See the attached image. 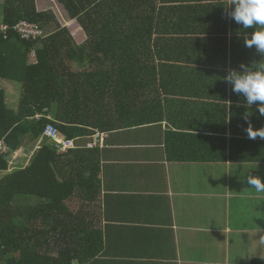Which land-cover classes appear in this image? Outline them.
Returning <instances> with one entry per match:
<instances>
[{
    "label": "crops",
    "instance_id": "1",
    "mask_svg": "<svg viewBox=\"0 0 264 264\" xmlns=\"http://www.w3.org/2000/svg\"><path fill=\"white\" fill-rule=\"evenodd\" d=\"M148 1L156 5L151 17L167 21L163 34H153L165 60L147 62L142 55L147 64L139 81L150 87L137 98L129 95L127 125L81 128L87 134L68 141L70 148L63 137L55 141L57 176L65 194L72 192L67 211L79 212L100 243L88 264H253L264 256L257 241L264 237V192L252 188L248 177L264 180V139L248 138L246 120L259 130L264 116L258 102L247 106L224 77L241 71V64L264 62L255 47L245 46L254 29L227 15V0ZM65 20L74 43L85 45L78 22ZM73 21L77 27L70 28ZM21 53L9 54L11 64L23 69ZM35 64L32 53L28 66ZM8 74L14 77L0 79V92L19 114V73ZM111 106L103 114L117 121L119 109ZM22 112V128L30 130L40 115L29 116V108ZM44 141L18 150L0 178L26 168L45 142L51 144Z\"/></svg>",
    "mask_w": 264,
    "mask_h": 264
},
{
    "label": "trees",
    "instance_id": "2",
    "mask_svg": "<svg viewBox=\"0 0 264 264\" xmlns=\"http://www.w3.org/2000/svg\"><path fill=\"white\" fill-rule=\"evenodd\" d=\"M57 1L85 31V45L77 46L55 13L39 11L36 0H5L0 5V25L9 28L7 38L0 34V79L18 72L22 84L19 114L0 92V141L8 149L0 151V172L9 171L13 155L27 143L49 140L44 137L48 127L73 141L87 134L81 128L102 131L111 124L127 125L129 95L137 98L150 87L139 81L147 64L142 55L147 62L165 60L157 51L160 41L154 33H162L167 21L151 17L156 11L152 2ZM21 21L39 26L44 38L21 41L14 31ZM52 24L57 26L55 33ZM180 24L187 26L185 21ZM144 31L149 34L143 36ZM12 51L23 52V69L11 64ZM32 53L37 64L29 67ZM112 104L119 109L114 113L117 121L103 114ZM23 108L31 110L29 116L40 115L30 130L22 128ZM55 144L45 142L26 168L0 178V264H88L97 255L100 243L93 226L82 223L79 212L67 211L65 202L72 192L65 194V183L58 179ZM21 198L27 204H21ZM32 199L43 202L32 206ZM253 264H264V259Z\"/></svg>",
    "mask_w": 264,
    "mask_h": 264
},
{
    "label": "clouds",
    "instance_id": "3",
    "mask_svg": "<svg viewBox=\"0 0 264 264\" xmlns=\"http://www.w3.org/2000/svg\"><path fill=\"white\" fill-rule=\"evenodd\" d=\"M225 9L227 15L237 24L245 29H254L251 38L245 39V46L249 49L255 47L264 57V0H227ZM240 68L239 72L230 70L224 80L233 85L234 93L246 97L247 106L251 107L258 102V111L264 116V62L253 63L250 66L241 64ZM246 122L249 139L255 140L258 137L264 139V128L254 130L251 121L246 120ZM248 183L257 191L264 192V180L261 178L249 176ZM257 241L259 245L264 246V237ZM260 258L264 259V256Z\"/></svg>",
    "mask_w": 264,
    "mask_h": 264
},
{
    "label": "built area",
    "instance_id": "4",
    "mask_svg": "<svg viewBox=\"0 0 264 264\" xmlns=\"http://www.w3.org/2000/svg\"><path fill=\"white\" fill-rule=\"evenodd\" d=\"M8 31L9 28L7 26L0 25V34L5 36V38H7ZM14 31L19 35L21 41L24 42H37L38 40L44 38V33L39 28V26L30 24V22L27 21H21ZM96 136L98 137L99 142L102 143L104 140L103 136L99 133H97ZM44 137L47 139H54L58 143V139L61 138V135L59 134L58 130L55 129L54 127H48L44 133ZM57 146H59V144H57ZM64 146L70 148L73 146V143L66 141ZM0 151L2 153L8 151L7 147L1 141H0Z\"/></svg>",
    "mask_w": 264,
    "mask_h": 264
},
{
    "label": "rangeland",
    "instance_id": "5",
    "mask_svg": "<svg viewBox=\"0 0 264 264\" xmlns=\"http://www.w3.org/2000/svg\"><path fill=\"white\" fill-rule=\"evenodd\" d=\"M5 2V0H0V4L2 5L3 3ZM37 0H36V4H37ZM39 4H40V7H39V11H45V12H47V13H49V12H53L54 13V10L56 11V17H58L57 18V20L60 22V20H61V27H62V29H64V28H67V27H65L66 25H65V18H66V16L68 17V15H67V13H66V11H65V9H64V7L61 5V4H59L57 1H52V2H47V1H45V0H41V1H39ZM38 9V8H37ZM0 10H1V8H0ZM74 22L75 21H73V22H69V24H70V28H75V27H77L75 24H74ZM66 24H68V21H66ZM57 26L55 25V24H52V27H51V29L50 30H52L53 32H56L57 31V28H56ZM25 204H27V203H24L23 205H25Z\"/></svg>",
    "mask_w": 264,
    "mask_h": 264
},
{
    "label": "water",
    "instance_id": "6",
    "mask_svg": "<svg viewBox=\"0 0 264 264\" xmlns=\"http://www.w3.org/2000/svg\"><path fill=\"white\" fill-rule=\"evenodd\" d=\"M49 141H50L51 143H55V140H54V139H49Z\"/></svg>",
    "mask_w": 264,
    "mask_h": 264
}]
</instances>
